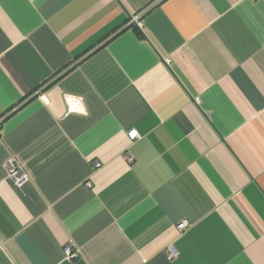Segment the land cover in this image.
Instances as JSON below:
<instances>
[{
	"label": "crops",
	"instance_id": "obj_1",
	"mask_svg": "<svg viewBox=\"0 0 264 264\" xmlns=\"http://www.w3.org/2000/svg\"><path fill=\"white\" fill-rule=\"evenodd\" d=\"M0 264H264V0H0Z\"/></svg>",
	"mask_w": 264,
	"mask_h": 264
},
{
	"label": "built area",
	"instance_id": "obj_2",
	"mask_svg": "<svg viewBox=\"0 0 264 264\" xmlns=\"http://www.w3.org/2000/svg\"><path fill=\"white\" fill-rule=\"evenodd\" d=\"M251 1H256V0H251ZM134 22H138L140 24V17H135ZM42 100L45 102L46 98L43 96ZM64 103L67 110V114H73V113L86 114L84 100L82 97L67 94L64 96ZM131 136L132 138H139V136L135 132H133ZM96 166H98V164H96ZM7 175L8 178L13 182V184L19 188L23 187L30 180L29 175L25 170V168L14 161H10L8 163ZM188 226H189V222L184 221L178 226V230L182 232ZM65 254L68 260H72L78 256V251L73 248L71 243H68L65 247ZM168 256L170 259H174L177 256V252L173 247H170L168 249Z\"/></svg>",
	"mask_w": 264,
	"mask_h": 264
}]
</instances>
